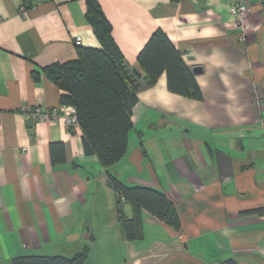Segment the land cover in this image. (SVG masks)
Masks as SVG:
<instances>
[{
    "label": "crops",
    "instance_id": "obj_1",
    "mask_svg": "<svg viewBox=\"0 0 264 264\" xmlns=\"http://www.w3.org/2000/svg\"><path fill=\"white\" fill-rule=\"evenodd\" d=\"M137 83L127 149L104 168L82 131L59 112L45 68L100 47L85 0H0V264L14 256L71 257L89 264H264V0H98ZM245 4V41L230 6ZM25 11L19 13V5ZM160 29L193 74L199 97L147 84L137 55ZM192 72V71H191ZM162 191L179 226L142 211V237L125 240L108 174ZM124 214L132 216L129 202Z\"/></svg>",
    "mask_w": 264,
    "mask_h": 264
},
{
    "label": "trees",
    "instance_id": "obj_2",
    "mask_svg": "<svg viewBox=\"0 0 264 264\" xmlns=\"http://www.w3.org/2000/svg\"><path fill=\"white\" fill-rule=\"evenodd\" d=\"M85 16L100 47L77 46L75 59L46 67L47 77L63 92L60 102L73 105L82 131L85 153L95 155L104 168L118 162L127 149L132 107L137 103V83L125 67L123 56L111 35V25L98 0H85ZM147 84H153L165 72L167 88L183 95L199 97L192 72L184 65L181 54L166 35L157 29L137 55ZM109 185L115 195L117 223L125 240L142 237L141 218L145 210L172 228L179 226L173 204L165 194L147 186H128L113 174ZM129 202L132 216L123 211ZM264 214V208L254 210ZM88 246L71 257L62 255L14 256L11 264H84ZM222 264H238L227 258Z\"/></svg>",
    "mask_w": 264,
    "mask_h": 264
},
{
    "label": "built area",
    "instance_id": "obj_3",
    "mask_svg": "<svg viewBox=\"0 0 264 264\" xmlns=\"http://www.w3.org/2000/svg\"><path fill=\"white\" fill-rule=\"evenodd\" d=\"M30 2H34L35 0H29ZM19 13H23L25 11V6L23 4L19 5ZM248 11V8L245 4L242 3H233L230 6V12L232 15V25L239 29L240 41H245V27L243 23V19L246 16V13ZM73 43L75 46H79L81 44V37L75 36V39L73 40ZM26 113H29L34 119L37 120H51L53 118H56L59 115V112H63L62 118L64 119L67 126H77L78 121L76 117V109L73 105L63 104L59 105L57 108L51 109L50 111H47L46 109L42 107H36L33 110L25 109ZM262 124L264 126V120L262 119Z\"/></svg>",
    "mask_w": 264,
    "mask_h": 264
},
{
    "label": "rangeland",
    "instance_id": "obj_4",
    "mask_svg": "<svg viewBox=\"0 0 264 264\" xmlns=\"http://www.w3.org/2000/svg\"><path fill=\"white\" fill-rule=\"evenodd\" d=\"M92 255H93V254H91V259H90V257H89V256H90V253H89V251H88V253H87V258H86L84 264H89V261H90V262L93 261ZM88 259H89V261H87Z\"/></svg>",
    "mask_w": 264,
    "mask_h": 264
},
{
    "label": "water",
    "instance_id": "obj_5",
    "mask_svg": "<svg viewBox=\"0 0 264 264\" xmlns=\"http://www.w3.org/2000/svg\"><path fill=\"white\" fill-rule=\"evenodd\" d=\"M191 71L193 74H198L201 72V69L200 68L198 69L197 67H192Z\"/></svg>",
    "mask_w": 264,
    "mask_h": 264
}]
</instances>
